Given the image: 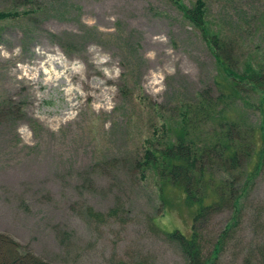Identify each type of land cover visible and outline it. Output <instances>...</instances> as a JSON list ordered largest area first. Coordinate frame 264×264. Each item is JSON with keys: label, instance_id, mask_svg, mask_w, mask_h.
I'll return each mask as SVG.
<instances>
[{"label": "rangeland", "instance_id": "374dc122", "mask_svg": "<svg viewBox=\"0 0 264 264\" xmlns=\"http://www.w3.org/2000/svg\"><path fill=\"white\" fill-rule=\"evenodd\" d=\"M203 1L217 55L261 81L264 0ZM35 9L0 22V235L47 264H186L166 234L189 237L197 207L140 162L180 104L220 94L204 33L174 0H0ZM242 84L226 117L253 128L257 150L234 172L247 176L236 213L198 223L202 258L220 240L211 264H264V97ZM7 249L0 264H16Z\"/></svg>", "mask_w": 264, "mask_h": 264}, {"label": "trees", "instance_id": "16d2710c", "mask_svg": "<svg viewBox=\"0 0 264 264\" xmlns=\"http://www.w3.org/2000/svg\"><path fill=\"white\" fill-rule=\"evenodd\" d=\"M182 1L174 0V3L181 10L183 17L204 33L206 43L215 54L216 65L222 70V74L215 79L220 94L216 98L208 99L198 94L193 105L183 103L177 107L176 116L168 127L166 123L154 127L150 139L145 140L144 143L140 171L144 175L151 170L163 185L178 188L189 201L194 203L197 209L190 236L185 237L178 231L166 235L178 245L186 264H211L220 247V240L216 241L210 255L202 258L197 233L198 223L210 213L226 206L232 208L234 214L236 213L239 194L235 193L234 187L238 185L239 190L244 189L247 176L234 172L240 169L245 159L249 156L253 157L257 150L256 148L250 154L255 145L253 128L243 122L227 119L226 109L239 99V88H243L241 86L244 85L242 82L249 84L250 89L258 85L257 92L264 97V76L261 81L255 82L250 80L249 75L238 76L225 66L223 59L216 53L219 37L216 34L210 36L206 34L204 1L197 0L190 9L183 6ZM38 11L39 9L22 13L0 12V22L24 19ZM12 111L13 109L4 111L2 118L9 121L16 120L14 115L19 119L20 110H15L14 114ZM153 112L156 114V111ZM210 121L213 122L214 128L209 131L207 127ZM263 129L264 127L261 132ZM261 139L264 142V136H261ZM211 196L213 199L205 203V199ZM230 227L231 224L226 225L224 231L226 232ZM4 244L9 247L7 250L16 264H47L30 253H21L15 242L0 235V246Z\"/></svg>", "mask_w": 264, "mask_h": 264}, {"label": "bare ground", "instance_id": "6f19581e", "mask_svg": "<svg viewBox=\"0 0 264 264\" xmlns=\"http://www.w3.org/2000/svg\"><path fill=\"white\" fill-rule=\"evenodd\" d=\"M152 42H153V44L156 45V46L159 44V41H158L157 39L153 40ZM87 97L90 98L89 95H88Z\"/></svg>", "mask_w": 264, "mask_h": 264}]
</instances>
